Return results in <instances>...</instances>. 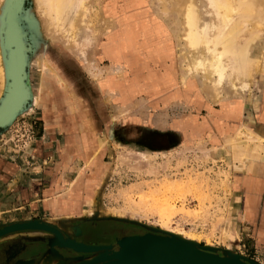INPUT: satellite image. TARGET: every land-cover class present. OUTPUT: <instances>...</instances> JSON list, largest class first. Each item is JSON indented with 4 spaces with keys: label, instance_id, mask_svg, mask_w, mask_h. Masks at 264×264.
Returning <instances> with one entry per match:
<instances>
[{
    "label": "rangeland",
    "instance_id": "374dc122",
    "mask_svg": "<svg viewBox=\"0 0 264 264\" xmlns=\"http://www.w3.org/2000/svg\"><path fill=\"white\" fill-rule=\"evenodd\" d=\"M9 1L12 0H8L9 8L6 5L9 11L3 18L11 17L17 26L19 42L26 53L23 79L27 93L16 115L0 125V160L19 165L23 172L22 188L16 183L10 194L0 195V228L14 222L38 220L54 225L65 237L83 242V228L107 227L111 235L113 231L142 233L154 227L173 235L187 233L196 244L225 248L264 264V242L252 243V236L246 235L253 234L257 225L264 223V190L257 202L259 217L250 227L241 221V213L244 206L245 214L251 213L249 207L254 198L247 189L244 196L238 185V177L248 171L250 160L264 161V129L259 119L264 115V70L248 87L250 91L246 90L247 97L252 94L250 99L244 93L239 94L242 102L237 104L243 105V115L238 119L242 108L236 113H225L220 105L223 99L206 94L201 71L189 75L181 18L163 12L161 0H92L91 14L95 15L86 22L84 41L82 36L79 38L84 44L79 50L65 46L57 36L47 39L49 24L40 17L36 0H17L12 7ZM250 1L258 6V20L264 28V0ZM30 11L37 22L28 19ZM73 13L76 15L77 11L72 9L66 22L75 17ZM256 43L253 54L264 62V33ZM83 47L84 51H80ZM38 53L50 66L49 76H45L49 89L35 106L28 97L31 63ZM68 85L72 94L84 93L86 107L97 114L96 130L104 134L108 131L111 138L101 137L99 143L110 144L109 148L98 151L92 163H89L94 158L91 156L89 160L74 159L68 165L60 164L58 147L47 144L51 135L46 133L45 139L41 138L44 134L39 111L49 130L54 120L48 115L52 111L48 101L60 96L67 103ZM225 93L229 96L230 92ZM163 96L176 100L157 107V98ZM126 104H129L127 115L123 108ZM145 111L149 116L142 117ZM222 117H231L225 123L234 131L230 137L218 138L208 131L198 136L177 132V138L170 135L173 137L170 140L166 137L154 140V144H176L163 149L145 146L150 138L139 130L146 124L158 128L163 120L187 118L192 127L197 125V119L202 126L212 123L222 131L225 126ZM71 122L77 126L74 118ZM125 124L133 128L122 133ZM115 130H118L116 138L110 135ZM241 131L254 134L258 140L234 146L232 140ZM134 136L135 140H131ZM64 137L56 135L60 144ZM79 139L82 144H90L83 133ZM99 154H102L100 162L95 164ZM244 178L249 182L242 184L251 188L252 172ZM3 183L1 180L0 188ZM17 193H21L20 199ZM65 200L75 201L76 210L63 207ZM49 201L53 210L69 214L53 212ZM223 233L227 235L225 239ZM109 235L87 232L91 240L101 241L97 244H109V240L114 243ZM50 236L31 229L1 236L0 264H23V252L18 250L29 249L33 243L45 242ZM47 252L52 257L43 262ZM60 253L65 256L46 248L37 264H59L60 260L76 264L95 256L78 258L80 254L64 249Z\"/></svg>",
    "mask_w": 264,
    "mask_h": 264
},
{
    "label": "bare ground",
    "instance_id": "6f19581e",
    "mask_svg": "<svg viewBox=\"0 0 264 264\" xmlns=\"http://www.w3.org/2000/svg\"><path fill=\"white\" fill-rule=\"evenodd\" d=\"M36 1L40 17H43V22L45 21L49 24L46 33L47 39L57 36L64 41L65 46L79 50V46L82 47L81 43L84 41L83 34L85 33L83 31L86 22L90 21V19L92 21L95 15V13L91 14L92 0ZM17 2V0H12L10 2L11 7ZM7 4L9 8L8 0H0V125L8 122L16 115L21 105H24L27 93L23 79L26 53L21 47L22 43L20 44L19 42L17 26H15L11 17L3 18L7 10ZM257 7L250 0L160 1V8L163 12L181 18L180 21L183 25V34L181 36L187 48L186 51H188L184 58L190 68L189 75H193L196 71H201L205 81L204 89L206 94L210 98L219 96L221 100L223 99L220 105L221 110L225 113H236L237 109L242 108L237 104L242 102V99H238L240 98L239 94L244 93L245 97H247L246 93H248V90L250 91L248 87L255 83L256 76L264 70L263 59L261 60L253 54L254 47L257 45V38L264 33V28L258 20ZM72 9H75V13L76 11L77 13L76 15L73 13L75 17L71 21L66 22L68 13ZM36 18L32 11L28 12V19L32 22H37ZM86 36L85 39H87ZM80 37L82 41H79ZM84 48H80V51H84ZM39 56L40 53L31 63L33 74L28 97L31 104L35 106L38 105L39 97H43L49 89L47 88V77L49 76L50 66L44 58ZM46 75L47 77L45 78ZM185 80L184 78L183 81ZM227 91L230 92L229 96L225 95ZM232 94H235V96ZM248 95H250V92ZM250 96L247 99H250ZM87 137L91 144L93 141L90 140L89 136ZM256 140L258 138L254 134L241 131L238 135L236 134L232 142L235 146V144ZM97 154L98 152L92 155L94 158H91L89 163L94 161ZM253 166V164L248 166L247 174L254 170ZM73 203L65 200L62 205L66 207ZM37 231L49 233L44 230ZM186 234L175 232L174 236L189 243H194V239L188 238ZM226 236L223 233L224 239ZM106 254L107 252L102 250L88 254L81 253L78 258L95 256L92 259L76 264H91L111 257ZM50 257H52V254L47 252L44 255L43 262L48 261ZM23 264L25 263L23 262ZM28 264L31 263L28 262ZM59 264L73 263L60 260Z\"/></svg>",
    "mask_w": 264,
    "mask_h": 264
},
{
    "label": "crops",
    "instance_id": "0c3cea01",
    "mask_svg": "<svg viewBox=\"0 0 264 264\" xmlns=\"http://www.w3.org/2000/svg\"><path fill=\"white\" fill-rule=\"evenodd\" d=\"M172 69V68H171ZM264 79V78H263ZM68 89H69V95L70 97L67 100V103H64V98L63 97H54L53 99H51L50 101H48V105L49 108L52 110L48 113L49 118L51 121L54 120V122H52V126L51 128H49V130L47 129L46 125H45V121L41 115V112L39 111V117H40V121H41V125H43L42 128V132L44 134V137L42 136L41 138L45 139V135L46 133L49 134V136L51 135V141L50 143L47 144H51L52 146L54 145L55 148L58 147V156H59V152H60V156L62 158V160L60 161V164H69L72 163L74 159H83V160H89V158L92 156V151L96 150L97 152L99 151V153H101V151L103 149H105L106 147L109 148L110 144H105L102 143L100 144V140L101 137L107 140V137L109 139H111L109 137V133L105 132L104 133H99L96 128L97 125L95 124L97 117V114L95 112H93V110L89 107H86V103L83 97H85L84 93L81 91L78 94H72V90L70 89V86L68 85ZM45 96V95H44ZM160 97V96H159ZM77 98L78 100L75 102L73 99ZM128 99V97L126 98ZM173 100H176V98H167V96H163L162 98H157V107L160 106H165L168 102H171ZM127 101V100H126ZM78 102V104H77ZM129 104H126L123 108L126 109L125 111V115H127V108H128ZM53 109H52V108ZM67 108V110H66ZM264 111V110H263ZM143 113V112H142ZM264 113V112H263ZM161 115V114H160ZM243 115V105H242V109L241 112L238 115V119H241L240 117ZM149 116V112L145 111L143 113V116ZM68 117L74 118L75 120V124L77 126H72V122H71V118L69 119ZM127 118H129V116H125ZM231 117H222V122L224 123L225 126H223L222 131L218 130V128H216L214 126V124L210 123V126H202L201 124H198V120L196 119V123L197 125H201V126H193L192 127V122L190 120H188L187 118H179V119H175L173 120V122L167 121V120H163L162 122L159 123L158 128H153L149 125H143L142 127H139V130L141 129L143 136H145L147 139H149L148 141H146L147 144H144L145 146H147L148 148H151L154 150L155 149H163V148H169L170 146H174L176 144H154V140H156V138H169L172 139L173 137L177 138L178 133L180 132V134L182 132H189L192 135L198 136L202 133H206L208 132H214L216 133V137H220L221 135H223V137H230L234 132L233 130H231V126H229V124H225L227 122H230L229 119ZM260 123L262 125L261 129H264V115L261 114L260 115ZM64 123V124H63ZM64 126H63V125ZM96 126V127H95ZM245 127V126H244ZM133 128L132 126H129L128 124H125L121 130L123 131L122 133H126L128 131H130V129ZM75 131H77V138L76 136L74 137V133ZM126 131V132H124ZM118 130L111 132L110 135L112 134L114 138H116ZM83 133L85 136H89L92 139V143L91 144H82V142L80 141V134ZM255 133V132H254ZM62 135L65 136L64 140L62 141V143H59V140L56 139V135ZM256 134V133H255ZM55 137H54V136ZM151 135H154V137L151 139ZM170 135H172L173 137H171ZM79 136V137H78ZM50 138V137H49ZM121 140L123 137V135H121ZM135 136L132 137L131 140H135ZM129 142V140H127ZM47 142V141H45ZM93 144V145H92ZM50 145V146H51ZM178 145V144H177ZM217 146H222V144H216ZM225 145H229V144H224ZM243 145V144H242ZM86 146V148H85ZM220 146V147H221ZM90 149V150H89ZM102 154H99L98 156V161L97 164H99V160H100V156ZM244 159H249V158H244ZM253 164V168L254 170L252 171L253 174V178L252 181V187L248 188L246 187L243 183V181H245L246 183L249 182V179H245L244 175L247 174V172L239 175L238 178H240V180H238V185H239V189L240 191L244 194V196H246V189L249 191V193L253 196L254 198V202L253 204L249 207V210L251 211L250 214L246 215L245 214V206H244V210L241 213V221L244 223H246L247 225H249L250 227H252L254 225V222H256V218L259 217V212L257 210V202L258 199L260 198L262 191L264 190V161L261 160V158H259V160L257 161H252L250 160L249 162V166ZM22 169L19 167V165L17 164H13L11 161H1L0 160V181L3 180V187L0 188V195L1 197L10 194L11 191L14 189L12 188L13 186H15L16 183H20L19 188H22ZM32 182V181H31ZM257 185V187H256ZM3 191H5V194L3 193ZM15 193V192H14ZM25 193H27L25 191ZM17 197L18 199H20L21 197V193H17ZM74 203L72 205H68L67 209L70 210H76V203L75 201H73ZM49 207L52 209V202L49 201ZM79 207V206H78ZM53 212L55 213H62V212H58L52 209ZM264 212V209L263 211ZM62 214H69V213H62ZM252 236V243H256V244H262L264 242V223L260 224L259 226L257 225V227L255 228V231L253 232V234H246ZM262 242V243H261ZM254 246V245H253Z\"/></svg>",
    "mask_w": 264,
    "mask_h": 264
},
{
    "label": "water",
    "instance_id": "95a60500",
    "mask_svg": "<svg viewBox=\"0 0 264 264\" xmlns=\"http://www.w3.org/2000/svg\"><path fill=\"white\" fill-rule=\"evenodd\" d=\"M27 229L44 230L53 235L45 242L33 243L29 249L18 250L19 253L23 252L25 264H37L41 252L46 248L53 249L61 257L65 256L60 253L62 249L80 254L102 250L107 252V256H111L91 264H259L231 250L189 243L154 227L142 233L119 234L113 231L109 236L114 243L87 244L65 237L54 225L33 220L2 226L0 237Z\"/></svg>",
    "mask_w": 264,
    "mask_h": 264
},
{
    "label": "flooded vegetation",
    "instance_id": "af4514ba",
    "mask_svg": "<svg viewBox=\"0 0 264 264\" xmlns=\"http://www.w3.org/2000/svg\"><path fill=\"white\" fill-rule=\"evenodd\" d=\"M117 226V225H116ZM110 227H115V226H109V228ZM89 231H95V233L96 232H98L101 236H104V237H106L107 235H109L108 233H109V230L107 231V227H106V229H104L103 227L100 229V228H98L97 230H95V229H90V228H87V229H84L83 228V238H84V240H83V242H85V243H87V244H97V243H99V242H101V241H99V240H95L94 239V241L93 240H91V237L92 236H87V232H89ZM109 243H111V240H109Z\"/></svg>",
    "mask_w": 264,
    "mask_h": 264
}]
</instances>
